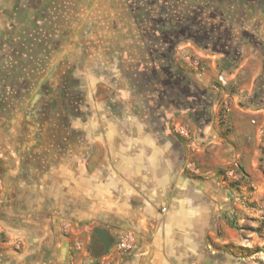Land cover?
<instances>
[{
  "label": "crops",
  "instance_id": "1",
  "mask_svg": "<svg viewBox=\"0 0 264 264\" xmlns=\"http://www.w3.org/2000/svg\"><path fill=\"white\" fill-rule=\"evenodd\" d=\"M46 1L0 0V264H217L231 202L247 187L264 191V0L228 7L240 45L235 68L222 70L220 53L179 43L175 64L211 98L202 118L201 105L183 106L163 77L138 71V29L114 22L113 57L90 53L77 70L84 103L65 147L51 137L34 149L22 86L33 66L23 51L34 34L49 32L38 19ZM235 165L240 182L226 177ZM95 227L114 240L108 251ZM125 234L131 249L120 252Z\"/></svg>",
  "mask_w": 264,
  "mask_h": 264
},
{
  "label": "flooded vegetation",
  "instance_id": "2",
  "mask_svg": "<svg viewBox=\"0 0 264 264\" xmlns=\"http://www.w3.org/2000/svg\"><path fill=\"white\" fill-rule=\"evenodd\" d=\"M181 3L192 4L191 1L181 0H47L43 14L38 15V19L42 20L41 29L45 26L49 32L42 33L41 30L34 34L31 43L23 51L26 56H31L33 66L31 77L27 79L29 81L25 80L22 86L25 85L31 95L29 103L32 108L29 113L33 115L34 128L28 138L36 142L34 149L51 137L55 140L52 144L57 148L65 147L69 124L80 116L84 103V90L77 70H81L84 59L90 58V53H105L103 47H110L112 37H116L114 22L122 26H136L145 61L138 71L150 73L145 52L147 36L144 33L152 24L146 14L156 23L163 22L164 11L175 14V8H181ZM87 12L90 14L87 15ZM75 28H79L80 32L72 44L70 37ZM85 35L92 39L83 38ZM128 35V31L121 34L123 38H128ZM55 36H61L63 40ZM180 36H183L181 40ZM186 38L185 30L175 34L176 49ZM64 46L66 52L61 55ZM110 57L113 55H109L108 59ZM21 134L25 135V131ZM113 244L114 240H111V246Z\"/></svg>",
  "mask_w": 264,
  "mask_h": 264
},
{
  "label": "trees",
  "instance_id": "3",
  "mask_svg": "<svg viewBox=\"0 0 264 264\" xmlns=\"http://www.w3.org/2000/svg\"><path fill=\"white\" fill-rule=\"evenodd\" d=\"M191 1L201 7L199 13L193 9L194 4L175 8V14L164 11L163 22H155L150 18L152 24L147 32L145 40V52L147 55L150 77L156 81L163 77L166 88H172L185 105H201L203 111H195V115L201 118L211 103L210 95L205 90L200 91L189 76L176 64L174 52L176 50L175 34L185 30L187 40L202 49H209L222 55L220 68L228 70L235 68L240 57V45L235 41V36L229 31L233 17H229L231 10L240 7L236 4L239 0H181ZM241 1V0H240ZM183 5V6H182ZM207 9V10H206ZM206 11L209 13L206 14ZM174 20V22L171 20ZM146 18V17H145ZM209 19L206 20L205 19ZM164 19V18H163ZM178 98V99H179ZM189 101V102H187ZM195 102V103H194Z\"/></svg>",
  "mask_w": 264,
  "mask_h": 264
},
{
  "label": "rangeland",
  "instance_id": "4",
  "mask_svg": "<svg viewBox=\"0 0 264 264\" xmlns=\"http://www.w3.org/2000/svg\"><path fill=\"white\" fill-rule=\"evenodd\" d=\"M57 39L63 40L61 36ZM103 48L112 54L113 48ZM244 190L231 202V213L225 220L230 232L224 235L227 243L219 245L224 250L216 256L217 264H264V191L254 187ZM222 234L219 231L218 235Z\"/></svg>",
  "mask_w": 264,
  "mask_h": 264
},
{
  "label": "built area",
  "instance_id": "5",
  "mask_svg": "<svg viewBox=\"0 0 264 264\" xmlns=\"http://www.w3.org/2000/svg\"><path fill=\"white\" fill-rule=\"evenodd\" d=\"M191 64L198 68L200 66L199 60L197 59H192ZM217 82L221 86H225L227 84V81L223 75H219L217 77ZM176 132L180 137H182L185 140H189L191 138L190 132L187 128L179 126L176 128ZM186 171L189 173H195L196 168L192 163H188L186 165ZM226 177L232 180L233 182H240L243 180V173L237 169L236 165L234 168L228 169L226 171ZM131 235L130 234H125L118 242H117V250L120 252H125L131 249Z\"/></svg>",
  "mask_w": 264,
  "mask_h": 264
},
{
  "label": "water",
  "instance_id": "6",
  "mask_svg": "<svg viewBox=\"0 0 264 264\" xmlns=\"http://www.w3.org/2000/svg\"><path fill=\"white\" fill-rule=\"evenodd\" d=\"M94 234L105 250L108 251L111 248V238L108 232L101 227H95Z\"/></svg>",
  "mask_w": 264,
  "mask_h": 264
}]
</instances>
